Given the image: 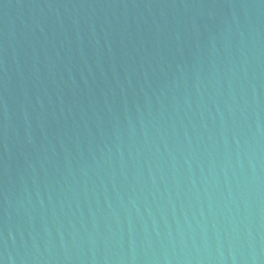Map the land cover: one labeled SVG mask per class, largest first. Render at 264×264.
Returning <instances> with one entry per match:
<instances>
[{"label": "water", "instance_id": "95a60500", "mask_svg": "<svg viewBox=\"0 0 264 264\" xmlns=\"http://www.w3.org/2000/svg\"><path fill=\"white\" fill-rule=\"evenodd\" d=\"M0 264H264V0H0Z\"/></svg>", "mask_w": 264, "mask_h": 264}]
</instances>
